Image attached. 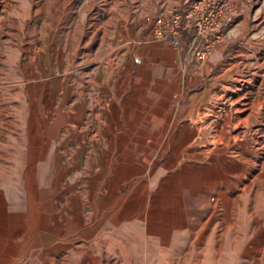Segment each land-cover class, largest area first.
Returning a JSON list of instances; mask_svg holds the SVG:
<instances>
[{
  "label": "rangeland",
  "instance_id": "obj_1",
  "mask_svg": "<svg viewBox=\"0 0 264 264\" xmlns=\"http://www.w3.org/2000/svg\"><path fill=\"white\" fill-rule=\"evenodd\" d=\"M193 1L0 0V192L26 200V212L15 219L18 228L30 230L25 240L19 235L15 251L48 238L33 234L44 210L35 204L49 195L37 192L32 177L39 169L31 166L49 148L39 142L46 132L58 136L73 128L82 139V129L115 130L109 162L93 144L78 142L69 145L76 151L72 167L51 169L52 175L68 178L63 184L56 179L55 186L78 192H95L122 175L133 182L155 170L181 175L208 161L209 146L212 154L224 149L230 165L238 141L254 148L243 151L244 160L263 154L253 134L264 115V88L257 87L253 76L260 61L264 69V0H209L215 8L220 5L221 37L214 45L227 39L222 61L227 67L218 74L216 66L206 78L207 88L198 91L180 90L182 72L197 58L193 28L183 32L179 46L151 31L153 17L163 9H183ZM181 46L191 57L174 56L173 49ZM69 198L61 202L69 203ZM104 199L94 201L98 214L105 209ZM84 203L83 211L93 213L91 201ZM71 217L74 223V213ZM259 234L257 247L244 241L241 264H264V233Z\"/></svg>",
  "mask_w": 264,
  "mask_h": 264
},
{
  "label": "crops",
  "instance_id": "obj_2",
  "mask_svg": "<svg viewBox=\"0 0 264 264\" xmlns=\"http://www.w3.org/2000/svg\"><path fill=\"white\" fill-rule=\"evenodd\" d=\"M226 40L216 42L205 58L193 59L189 69L182 72L180 90L205 89L206 78L216 66L218 74L226 70L227 66L222 65L227 54ZM173 52L175 57L183 58L191 54L183 46ZM259 63L253 77H257V87L264 88L263 62ZM260 117L253 138L256 148L263 147V154L260 158L255 155L254 161V157L250 162V157L244 160L242 154L254 151L252 144L249 149V145L238 141L233 165L227 162L224 149L220 147L212 154L209 146L208 161L193 164L181 175L163 176L155 170V174L141 175L134 182L122 175L103 181L105 185L95 192L55 186L56 179L63 184L68 178L52 175L51 169L72 167L70 161L75 160L76 151H70L69 145L78 142L93 144L97 152L106 153L109 162L115 130L82 129L78 131L84 132L82 139L73 134V128L58 136L42 134L39 142L49 148L42 156L34 157L36 164L31 166L39 171L32 181L38 193L42 189L49 196L35 204L44 210L33 234H48V238H38L25 244V251H15L20 247L19 235L25 240L30 232L26 225L18 228L15 219L20 211L26 212V200L19 201L10 191L0 192V264H241L238 254L244 241L257 247V234L264 233V134L259 132L263 129L264 133V115ZM8 183H14L13 177ZM68 197L71 202H61ZM102 197L106 201L101 208L105 209L98 214L94 201ZM84 200L91 201L93 213L83 211Z\"/></svg>",
  "mask_w": 264,
  "mask_h": 264
},
{
  "label": "built area",
  "instance_id": "obj_3",
  "mask_svg": "<svg viewBox=\"0 0 264 264\" xmlns=\"http://www.w3.org/2000/svg\"><path fill=\"white\" fill-rule=\"evenodd\" d=\"M219 7L215 8L209 0H194L183 9L167 7L153 17L151 31L155 36L179 46L183 32L192 27V40L196 39L199 44L195 50L196 57L204 58L211 52L215 40L221 37L218 32L221 20ZM133 59L139 61L140 55L135 54Z\"/></svg>",
  "mask_w": 264,
  "mask_h": 264
},
{
  "label": "bare ground",
  "instance_id": "obj_4",
  "mask_svg": "<svg viewBox=\"0 0 264 264\" xmlns=\"http://www.w3.org/2000/svg\"><path fill=\"white\" fill-rule=\"evenodd\" d=\"M237 123V122H236ZM239 123V122H238Z\"/></svg>",
  "mask_w": 264,
  "mask_h": 264
}]
</instances>
